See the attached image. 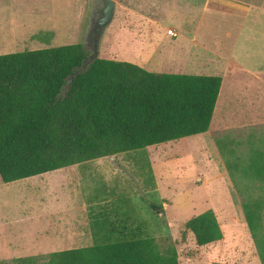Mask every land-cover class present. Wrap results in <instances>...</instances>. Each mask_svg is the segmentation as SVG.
<instances>
[{
	"label": "rangeland",
	"instance_id": "374dc122",
	"mask_svg": "<svg viewBox=\"0 0 264 264\" xmlns=\"http://www.w3.org/2000/svg\"><path fill=\"white\" fill-rule=\"evenodd\" d=\"M103 6L0 0V54L82 43L89 55L88 32ZM98 56L154 72L220 75L209 129L0 184V264H46L51 251L87 243L73 232L88 213L98 228L133 221L136 236L153 237L161 251L175 247L179 264H264V205H247L255 230L232 236L244 204L227 188L228 178L243 181L245 166L264 165V0H115ZM207 209L225 234L223 246L197 245L185 227ZM221 248L224 255L215 256Z\"/></svg>",
	"mask_w": 264,
	"mask_h": 264
},
{
	"label": "trees",
	"instance_id": "16d2710c",
	"mask_svg": "<svg viewBox=\"0 0 264 264\" xmlns=\"http://www.w3.org/2000/svg\"><path fill=\"white\" fill-rule=\"evenodd\" d=\"M87 56L82 43L0 54L1 182L209 129L220 75L154 72L99 56L84 66ZM243 211L253 232L254 213ZM123 220L93 224L91 245L53 251L46 264H179L175 247L161 251ZM185 227L197 245L222 238L212 209Z\"/></svg>",
	"mask_w": 264,
	"mask_h": 264
},
{
	"label": "crops",
	"instance_id": "0c3cea01",
	"mask_svg": "<svg viewBox=\"0 0 264 264\" xmlns=\"http://www.w3.org/2000/svg\"><path fill=\"white\" fill-rule=\"evenodd\" d=\"M237 6V7H242V8H249L251 6H248V5H245L243 6V4H232V6ZM240 5V6H239ZM231 8V7H230ZM235 11H238L234 8H231ZM36 37V35H35ZM34 36H31L30 39L32 38H35ZM26 50V49H25ZM22 51V50H21ZM263 106V105H262ZM207 132V131H206ZM100 158V157H99ZM96 159V158H95ZM88 161V160H87ZM83 163H86L85 161L84 162H81V163H77V164H73V165H69V166H65V167H68V169H71L72 167H75L76 168H79V165L83 164ZM64 168V167H62ZM60 169V168H59ZM56 170V169H55ZM52 171V170H51ZM48 172V171H47ZM69 172V171H68ZM45 173V172H44ZM71 173V171H70ZM244 178H243V181H241L240 183L236 184L235 181L231 180V178H228V184H227V188H228V196L235 202V201H241L244 205H264V165H259L257 166L255 169H248L246 166L244 167ZM248 174V175H246ZM255 175H258L257 178L254 176ZM39 175V174H38ZM34 176V175H33ZM31 177V176H30ZM27 178V177H25ZM24 179V178H22ZM20 180V179H18ZM16 181V180H15ZM10 182H13V181H10ZM3 182L0 181V184H2ZM9 183V182H7ZM34 185H36L34 183ZM239 185V186H238ZM239 188L241 190H239ZM40 202H43V199L40 198L39 200ZM101 214H99L100 216ZM98 216V218H99ZM78 219V218H77ZM95 219V218H94ZM92 219L90 213L87 214V216L84 214L82 216V229H80L79 231H77L76 233L73 232V235L75 236V238H83L82 240H79L77 242H86L87 240V243H84V244H79L78 245H73V246H70L68 248H65V249H70V248H77L78 247H84V246H89L91 245L92 243H89V242H92V239H94V234L96 233L94 230H92V221L94 220ZM79 220V219H78ZM0 221L4 223H6V218L5 217H0ZM57 223V227L58 225L60 224V221L56 222ZM237 221H235V218L233 217L232 219V223H230V226L228 228V232H230V234L232 236H238L239 232L242 230L244 231L245 229L247 230H250L249 227H248V224H247V221H246V218H245V215H244V211L241 215V218H240V221L238 223V225H236ZM232 224H235V226H232ZM55 225V224H54ZM75 226V224H71L70 225V228H71V231L73 229V227ZM222 230V229H221ZM251 231V230H250ZM91 236L93 238H91ZM223 239H225V234L222 230V238L217 240V241H214V242H211V244L213 245V243H217V245H221L223 246ZM210 244V243H208ZM205 245V244H204ZM235 244H233L231 242V244L228 246V252L229 250H231L232 247H234ZM231 247V248H230ZM222 250H219V251H216L214 252L213 254L215 256H223L224 253H223V248H221ZM64 250V249H62ZM53 251H59V250H53ZM43 251H40V249H37L35 248L34 251H32L33 254H37V253H41ZM48 252V251H47ZM52 252V251H51ZM236 253L235 252V249L232 250V253ZM45 253V252H44ZM236 254H232L231 256H235ZM217 262H220V261H217Z\"/></svg>",
	"mask_w": 264,
	"mask_h": 264
},
{
	"label": "water",
	"instance_id": "95a60500",
	"mask_svg": "<svg viewBox=\"0 0 264 264\" xmlns=\"http://www.w3.org/2000/svg\"><path fill=\"white\" fill-rule=\"evenodd\" d=\"M103 2L104 6L100 10V16L97 18L93 27L88 32V39L91 41V53L84 60V66L88 61L98 57V47L102 32L113 19L115 0H103Z\"/></svg>",
	"mask_w": 264,
	"mask_h": 264
},
{
	"label": "built area",
	"instance_id": "2783aa9c",
	"mask_svg": "<svg viewBox=\"0 0 264 264\" xmlns=\"http://www.w3.org/2000/svg\"><path fill=\"white\" fill-rule=\"evenodd\" d=\"M167 33H168L170 36H175V35H176V33L173 32V30H171V29H169V30L167 31Z\"/></svg>",
	"mask_w": 264,
	"mask_h": 264
}]
</instances>
